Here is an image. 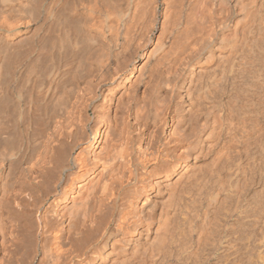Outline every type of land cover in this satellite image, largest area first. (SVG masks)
<instances>
[{"label": "bare ground", "instance_id": "1", "mask_svg": "<svg viewBox=\"0 0 264 264\" xmlns=\"http://www.w3.org/2000/svg\"><path fill=\"white\" fill-rule=\"evenodd\" d=\"M0 264H264V0H0Z\"/></svg>", "mask_w": 264, "mask_h": 264}]
</instances>
